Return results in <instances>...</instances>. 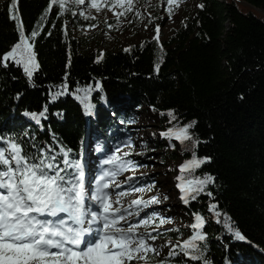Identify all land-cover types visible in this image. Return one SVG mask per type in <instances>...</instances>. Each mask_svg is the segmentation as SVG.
<instances>
[{
  "label": "trees",
  "instance_id": "16d2710c",
  "mask_svg": "<svg viewBox=\"0 0 264 264\" xmlns=\"http://www.w3.org/2000/svg\"><path fill=\"white\" fill-rule=\"evenodd\" d=\"M236 1L259 11H242ZM49 3L18 0L25 34L39 33L29 41L39 67L31 82L22 66L0 67V137H15L32 151L33 143L55 147L54 134L72 150L70 158L81 161L89 137L95 153L129 137V110L142 105L169 129L195 121L192 140L182 144L180 154L210 158L188 178L212 176L214 182L187 204L193 213L212 218L202 229H191L189 238L194 231L207 234L211 264H264V0H201L203 7L198 5L167 41H144L117 52L89 50L84 39L72 36L68 22L76 27L90 22L71 11L61 15L54 5L41 20ZM9 7V0H0V63L19 38ZM64 83L70 94L53 100ZM88 87L91 116L85 114L84 93L76 91ZM45 108L39 123L26 115ZM0 146L6 147L2 141ZM225 221L246 239H234ZM184 260L201 264L183 256L171 263Z\"/></svg>",
  "mask_w": 264,
  "mask_h": 264
},
{
  "label": "snow or ice",
  "instance_id": "6c2138e0",
  "mask_svg": "<svg viewBox=\"0 0 264 264\" xmlns=\"http://www.w3.org/2000/svg\"><path fill=\"white\" fill-rule=\"evenodd\" d=\"M138 2L139 0H90V6L97 13L104 8L111 10L110 5L119 6L123 9L117 15L119 20L120 16L133 12ZM179 2L180 0H166L169 16L174 12L173 6L178 7ZM9 3V18L15 23L19 38L18 42L3 55L0 67H9L10 62L22 66L25 76L31 82L39 65L33 51L34 44L29 41H34L39 33L38 30H33L30 35H26L19 17L18 0H9ZM85 3L86 0H50L40 19L48 16L54 5L58 6L60 14L63 15L71 6ZM84 18L95 19L90 13ZM159 32L160 26L157 25L155 37L157 41ZM156 68L158 71L159 64ZM95 88H101L99 82ZM62 89L53 95V100L70 94L67 83L63 84ZM76 91L84 93L82 99L85 101V114L93 115L94 105L87 103L88 93L92 88ZM46 112L47 108L39 114L26 115H30L39 123ZM168 116L175 119L172 112H168ZM195 123L193 121L181 128L169 129L162 135L174 137L183 144L192 140L189 129L193 128ZM24 135L27 136L28 133ZM53 140L56 141L55 147L52 145L41 147L33 143L30 151L15 137H0V141L6 145L0 147V264H131L132 261H136L137 264L141 262L151 264L152 260L160 256V250L149 241L154 242L158 239L159 226L172 221L158 218L155 214H146L145 218L139 219L136 223H129V218L138 217L144 209L162 201L156 196L148 200L137 197L124 207L121 200L132 193L151 191L154 185L116 192L113 197L115 189L122 187L117 177L135 168L132 161L125 159L135 150L131 139L126 141L123 147H117L102 161V165L107 167H103L95 177L91 189L88 187L83 163L71 159L72 150L60 144L54 134ZM124 147L129 151H124ZM100 150L98 147L97 151ZM209 159L194 157L181 165L180 171L193 172ZM127 179L131 180L132 177ZM177 179L182 182L177 187L183 193L181 200L185 204H188L190 199L195 200L199 193L204 192L207 185L214 182L212 176L187 180L181 175ZM207 195L211 196L212 193L208 192ZM163 199L166 200L167 196ZM133 208L135 211H129ZM210 211L217 217V223H220L217 205L212 204ZM195 221L190 226L193 230L204 227V217L196 215ZM225 224L234 239L238 241L246 239L239 230L228 226L227 221ZM150 225L151 231L148 230ZM153 232L157 234L153 235ZM206 239V233L194 231L189 239L171 245L167 255L183 256L201 264H211L206 256ZM157 264L170 262L161 258Z\"/></svg>",
  "mask_w": 264,
  "mask_h": 264
},
{
  "label": "rangeland",
  "instance_id": "374dc122",
  "mask_svg": "<svg viewBox=\"0 0 264 264\" xmlns=\"http://www.w3.org/2000/svg\"><path fill=\"white\" fill-rule=\"evenodd\" d=\"M199 2L201 0H180L178 7L173 6L174 12L169 16L166 0H139L133 12L126 16H120L117 20V15L123 10L121 7L110 5L111 10L104 8L97 13L94 8H91L90 0H86L85 5H73L69 11L83 19L90 13L95 19H85L90 22L89 25L76 27L71 22H68V25L72 36L79 40L84 39L89 50L117 52L144 41H154L155 43L167 41L186 18L193 15ZM236 4L242 11L253 14L259 11L256 8L250 9L243 2L236 1ZM80 13H84V15ZM157 25L160 26L159 41L155 39ZM129 114L130 119L126 120L128 122L126 131L129 137L112 143L108 148L99 147L101 150L98 153H95L91 148L94 142L92 138L89 137L85 143L81 162L84 165L88 187L91 189L95 177L99 175L103 167H107L102 165V161L117 147H123L125 142L131 139L135 145V150L125 159L132 161L135 168L125 171L117 177V180L122 183V187L115 189L113 197L116 192L129 191L135 187L147 188L149 185H154L151 191L132 193L124 197L121 204L127 207L128 202L137 197L148 200L156 196L162 201L144 209L138 217L129 218V223H136L139 219L145 218L146 214H155L158 218L171 220V223L158 227L157 231L160 233L158 239L154 242L149 241V243L160 250V256L152 260L151 264H157L161 258L172 264L171 262L175 260V257L167 255L171 245L188 239L189 231L192 229L190 226L196 222L195 216L197 214L193 213L192 209L181 200L183 193L177 187L178 184L182 183L177 177L183 175L185 179L189 180L188 171L181 173L180 166L190 159L181 156L180 151L184 146L179 140L162 135L169 130V125L160 120V115L144 105L135 108L133 111L129 110ZM111 115L116 118L113 113ZM117 122L120 126L124 124ZM123 150L129 151L126 147ZM128 177H132V179L128 180ZM184 186L187 187V185ZM165 196H167L166 200L163 199ZM129 211H135V209H129ZM210 215L205 214L202 217L212 221ZM156 223H159V219ZM123 226L126 227L127 225ZM148 230H152L151 225ZM179 232L183 234L180 233L179 235ZM177 233L179 238L177 240L172 239L173 234L176 236ZM152 234L156 235L157 233L153 232ZM131 264H137V262L132 261ZM183 264L191 263L184 260Z\"/></svg>",
  "mask_w": 264,
  "mask_h": 264
}]
</instances>
